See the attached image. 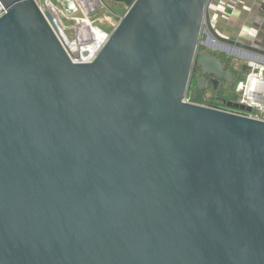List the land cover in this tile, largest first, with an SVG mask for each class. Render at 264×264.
<instances>
[{
	"label": "water",
	"instance_id": "obj_1",
	"mask_svg": "<svg viewBox=\"0 0 264 264\" xmlns=\"http://www.w3.org/2000/svg\"><path fill=\"white\" fill-rule=\"evenodd\" d=\"M208 3L133 0L80 61L0 0V264H264V121L184 100L195 61L198 89L233 81L202 32L264 50Z\"/></svg>",
	"mask_w": 264,
	"mask_h": 264
},
{
	"label": "crops",
	"instance_id": "obj_2",
	"mask_svg": "<svg viewBox=\"0 0 264 264\" xmlns=\"http://www.w3.org/2000/svg\"><path fill=\"white\" fill-rule=\"evenodd\" d=\"M208 7L212 23L219 33L264 50V0H209ZM231 46L242 50L235 45ZM253 53L241 59L243 67L248 61L264 57Z\"/></svg>",
	"mask_w": 264,
	"mask_h": 264
},
{
	"label": "rangeland",
	"instance_id": "obj_3",
	"mask_svg": "<svg viewBox=\"0 0 264 264\" xmlns=\"http://www.w3.org/2000/svg\"><path fill=\"white\" fill-rule=\"evenodd\" d=\"M51 1L61 20V26L64 27V32L70 41H75L77 39V21L84 18H88L93 26H96L105 33L109 34L121 19V15L118 12L125 7V5L121 2L110 0H98L100 5H93L90 9L86 8L81 0ZM61 35L64 37L63 32H61ZM205 36L206 34L202 32V38H200V41L201 39L204 40ZM199 49L202 51L203 47L198 48V50ZM233 58L235 63H242V60L237 55H233ZM231 66L236 79L234 83L227 84L225 81H222L221 86L215 91L207 88V95H214V97H219L229 101L236 99L237 94L235 90V82L245 71L241 72L239 70H235L236 65L232 64Z\"/></svg>",
	"mask_w": 264,
	"mask_h": 264
},
{
	"label": "built area",
	"instance_id": "obj_4",
	"mask_svg": "<svg viewBox=\"0 0 264 264\" xmlns=\"http://www.w3.org/2000/svg\"><path fill=\"white\" fill-rule=\"evenodd\" d=\"M42 12L48 11L49 5H53L51 0H34ZM133 2V1H132ZM54 6V5H53ZM6 9L0 4V17L5 14ZM50 13V12H49ZM106 38L94 51V53L87 58H80L77 55H73L66 46V43L62 36L60 37L65 49L70 56H77L80 61H91L96 53L100 50L103 44L106 42ZM240 78L235 82V90L237 97L235 100H230L233 103H238L244 108L249 107L250 110L241 109L239 107L228 106L224 103H216L209 105L212 108L227 111L230 113L247 116L250 118L264 121V57L259 60L248 61L247 68L244 70ZM185 101L191 102L188 98H184ZM226 100V99H225ZM229 101V100H226Z\"/></svg>",
	"mask_w": 264,
	"mask_h": 264
},
{
	"label": "flooded vegetation",
	"instance_id": "obj_5",
	"mask_svg": "<svg viewBox=\"0 0 264 264\" xmlns=\"http://www.w3.org/2000/svg\"><path fill=\"white\" fill-rule=\"evenodd\" d=\"M204 33L206 34L205 39L204 40L201 39V41L199 42V46H198V48L203 47V50L200 51V49L199 50L197 49V55L200 53H210L212 55H215L216 57L220 59L223 65V68L231 74L232 79H233L232 82H229L225 80L224 78L219 79L217 81V88L214 89L211 78L209 77L208 74H205L203 75V77L205 78V86L202 90H200L197 87V81L201 77V69L195 61L193 68H192V72H191V78H190L189 87L186 93V98H188L193 103L209 106V105H213V104L221 102L220 99L222 98L214 97V95H210V96L207 95L206 93L207 88H210L213 91H215L221 86L222 81H225L227 84H233L236 79H235V74L233 73L231 69L232 64L236 65L235 70H239L241 72L245 70L242 63L237 64L234 62L233 55H237L238 57H240V59H242V58L250 57L254 55L255 53H253L250 50L243 49V48H241L242 50L235 49L228 43L214 39L209 34L208 31H205ZM201 38H202V35H201Z\"/></svg>",
	"mask_w": 264,
	"mask_h": 264
},
{
	"label": "bare ground",
	"instance_id": "obj_6",
	"mask_svg": "<svg viewBox=\"0 0 264 264\" xmlns=\"http://www.w3.org/2000/svg\"><path fill=\"white\" fill-rule=\"evenodd\" d=\"M84 6L88 9L93 7V5H100L98 0H81ZM55 21L58 29L64 33V39L68 50L78 57L87 58L91 56L98 46L106 38V33L100 28L93 26L88 18H84L77 21V39L75 41H70L64 32V27L61 26V20L55 11L54 6L51 4L48 8Z\"/></svg>",
	"mask_w": 264,
	"mask_h": 264
},
{
	"label": "trees",
	"instance_id": "obj_7",
	"mask_svg": "<svg viewBox=\"0 0 264 264\" xmlns=\"http://www.w3.org/2000/svg\"><path fill=\"white\" fill-rule=\"evenodd\" d=\"M110 1H117V2H121L125 5V7L129 6L133 0H110Z\"/></svg>",
	"mask_w": 264,
	"mask_h": 264
}]
</instances>
